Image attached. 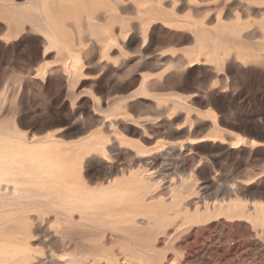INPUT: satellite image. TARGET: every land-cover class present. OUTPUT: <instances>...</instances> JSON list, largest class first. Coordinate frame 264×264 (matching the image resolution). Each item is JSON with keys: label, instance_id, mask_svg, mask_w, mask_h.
<instances>
[{"label": "rangeland", "instance_id": "rangeland-1", "mask_svg": "<svg viewBox=\"0 0 264 264\" xmlns=\"http://www.w3.org/2000/svg\"><path fill=\"white\" fill-rule=\"evenodd\" d=\"M31 1L0 0V137L41 143L91 188L130 165L166 173L145 195L154 212L135 216L150 231L83 232L28 209L22 264L73 251L85 264H264V0H41L54 31Z\"/></svg>", "mask_w": 264, "mask_h": 264}, {"label": "bare ground", "instance_id": "bare-ground-1", "mask_svg": "<svg viewBox=\"0 0 264 264\" xmlns=\"http://www.w3.org/2000/svg\"><path fill=\"white\" fill-rule=\"evenodd\" d=\"M31 3L36 8L39 14L41 15L43 14L42 16L44 19V24L47 26V28H49L51 31L52 30L54 31L55 27L52 25L48 17L50 10H52L53 8V6H51L52 4H48L47 2H42L41 0H32L29 4ZM44 36L45 35L43 34V37ZM55 38L56 37H53L51 35H47L45 37L48 43L52 42L53 40L56 41ZM57 41H60L61 43L63 42L58 39ZM114 102H116V100ZM111 103H113V101ZM137 122H140V121H137ZM113 131H116V130L115 129L112 130V134H113ZM94 132H91V134ZM122 133L123 132H121L120 135ZM100 134L102 135V133ZM102 138L104 139V136ZM122 140L124 141V139ZM75 141H72V143ZM78 143L80 142L78 141ZM56 144H58L59 146L58 142L55 143V145ZM189 144L191 145L193 143H189ZM70 145L71 144H69L68 147ZM79 145L81 146L82 144H79ZM87 145H85L84 147H86ZM98 147H101V146L98 145ZM79 152H81V150H79ZM66 153H68V151ZM139 154L140 156L143 155V154L141 155V153ZM148 156L149 155L147 153V157ZM104 159L106 158L104 157ZM157 167H158V164L156 163V161H153L151 164L140 165L138 169L135 171L131 170L132 165H130V169L127 172L125 171L126 173H122V175L120 174L121 177L119 179H112L111 177V179L109 178L106 179L107 180L106 183H101L97 187L91 188V187H88L83 177L76 176L75 174L65 172L63 164L57 162V159H55L52 156V154L49 152V149L46 146L41 145V143L39 145L38 144L31 145L25 141L22 142V141H14L11 139H6L3 134L2 137H0V264H22V262L25 261L26 259L25 247H23L20 244V241L16 236L17 234H19V231L22 229V225H21L22 222L25 221L26 219L24 218L25 217L24 214L26 213L28 209L33 208V207L38 208L39 215L43 217L45 213L53 212L55 216L52 220L51 219L49 220L50 223H52L51 221H53L52 224H54V221H57V220L61 222H67L72 225L81 227L83 232H89L93 228L105 227L109 225L112 227H117V228L121 226L122 228L120 229L121 231H123L125 236L128 235L127 233L128 231L140 230L141 228L135 226V222H136L135 216L139 214L140 212L148 213V214H150L149 212H154L153 207L151 205H146L143 203L145 199V195L148 193L149 188L151 187L152 183H157L159 179L162 180L166 173V169L161 168L158 170L159 171L158 177L145 175V173L152 171L153 169H157ZM115 169H117V167ZM179 175H180V172H179ZM173 177L174 176H172L171 179ZM182 178L183 176L181 175L180 179L178 178L181 181L177 180V182H174L171 180V182L169 183L171 187L168 190V194L171 195L170 203L167 204L164 199L160 200L156 206L157 213L155 216L163 219L167 215V212L171 208V206L176 204L178 192L180 191L181 187L185 185V182L182 180ZM205 210H206V207H205ZM196 214L200 215L201 213L197 211ZM174 216L175 215H173V218ZM170 217L171 216H169V218ZM143 223L147 224L146 227H143L141 229L143 231H150L155 225V221L151 219L150 217L148 218L147 222L142 221V224ZM63 243L68 249V247L72 243V239L64 238ZM44 244L46 247L49 248L51 253L54 254L55 251L53 247L49 245V243L46 240L44 241ZM70 254L71 256L68 258L65 257V259L52 258L51 261H48V264H85L86 263L85 260H86L87 253H84L81 251H78V252L73 251ZM97 254L98 256H100L99 253ZM141 262L143 261L141 260ZM130 264H132V262Z\"/></svg>", "mask_w": 264, "mask_h": 264}]
</instances>
